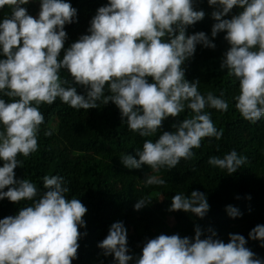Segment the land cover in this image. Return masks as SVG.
<instances>
[{
	"label": "clouds",
	"instance_id": "obj_1",
	"mask_svg": "<svg viewBox=\"0 0 264 264\" xmlns=\"http://www.w3.org/2000/svg\"><path fill=\"white\" fill-rule=\"evenodd\" d=\"M30 0H0V10H11L0 20V200L18 204L15 215L0 219V264H72L78 258L80 228L88 211L78 198H68V181L61 175H45L44 191L29 179H17L14 169L22 165L19 155L28 157L39 148L38 133L45 121L42 104L57 98L74 109L98 107V102H114L129 128L142 137L162 130L169 116H189L174 124L175 131H162L158 139H146L136 155L120 156L129 169L148 165L159 171L176 167L181 159H191L206 137L223 136L206 108L225 112L229 103L224 93L207 95L199 91V80L189 81L183 67L193 57L197 45L215 48L203 32L187 34V28L202 20L203 10L194 0H108L91 19L89 34L82 35L65 49V25L77 19L78 10L70 0H40L38 18L28 14ZM216 6L211 36L224 31L230 47L224 53L222 69L239 81L235 107L252 123L264 117V0H208ZM234 7L240 11L224 18ZM64 55L61 58V50ZM66 69L72 80L61 77ZM151 78V81L149 80ZM85 87V93L77 86ZM106 89L110 94H105ZM54 129H47L51 136ZM233 149L222 158L210 156L208 163L235 173L246 162ZM146 184L163 185L165 180L147 176ZM7 188V190H5ZM250 199V196H249ZM150 198H140L139 210ZM171 211L183 210L203 218L210 210L206 193L172 197ZM235 218L242 215L228 205ZM201 239L179 234H160L148 240L135 264H264L249 247L245 236L230 233L229 242L214 238L215 231ZM252 240L264 247V224L249 232ZM98 247L104 255H114L117 264H129L127 229L114 222Z\"/></svg>",
	"mask_w": 264,
	"mask_h": 264
},
{
	"label": "trees",
	"instance_id": "obj_2",
	"mask_svg": "<svg viewBox=\"0 0 264 264\" xmlns=\"http://www.w3.org/2000/svg\"><path fill=\"white\" fill-rule=\"evenodd\" d=\"M70 3L78 12L77 19L65 25V49L82 35L89 34L91 19L108 0H70ZM22 7L27 8L29 15L38 18L40 0H30ZM194 7L203 10L205 16L188 26L187 34L203 31L216 47L197 45L194 56L183 65L185 77L189 81L199 80L198 88L204 95L213 92L219 96L223 92L229 109L225 112L205 109L211 113L217 129H223V136L219 140L204 138L201 147L193 149L195 155L191 159L182 158L176 167H163L156 171L148 165L129 169L120 158L127 153L135 156V150L142 149L146 139L155 141L162 131H175L173 125L187 118L191 112L189 109L178 118H166L162 130L154 135L142 137L129 128L112 101L107 104L98 102V107L88 110L74 109L59 98L51 105L45 103L40 106L45 121L38 133L39 148L28 157L19 155L22 165L14 171L17 179L31 180L41 192L45 190V175H61L68 181L70 189L65 195L80 199L87 207L83 217L86 226L79 229L86 235L78 241V258L72 264H117L114 255L106 256L98 247V242L106 238L110 226L117 221L123 222L127 229L128 254L133 256L129 264H135L148 240L160 234H179L182 238L194 239L197 227L202 230L201 239L211 235V229L216 233L214 238L225 243L229 242L230 233L241 234L248 240L246 246L264 259L261 242L249 237L252 228L264 224V117L252 123L236 109L234 97L239 94V81L230 76L226 68H221L224 53L230 47L224 38L226 33L221 31L216 37L211 36L212 27L217 23L212 16L216 6L209 5L208 0H194ZM239 11V7H234L224 18L230 19ZM10 14L11 10L5 6L0 10V20ZM60 55L62 58L64 49ZM61 77L72 80L66 69L61 70ZM76 86L78 93H85L84 86ZM105 94H110L107 89ZM2 98L11 99L7 96ZM50 128L54 129L53 134L45 136L44 132ZM233 149L247 157L237 172L230 174L226 169L208 163L210 156L222 158ZM152 175L166 183L146 184V177ZM193 190L207 195L210 210L203 218L183 210H170L173 196L177 193L190 195ZM140 198H150L151 202L137 210L134 205ZM30 203L21 201L16 204L7 198L0 200V219L15 215L19 208ZM228 205L238 208L242 215L229 216L226 211Z\"/></svg>",
	"mask_w": 264,
	"mask_h": 264
},
{
	"label": "bare ground",
	"instance_id": "obj_3",
	"mask_svg": "<svg viewBox=\"0 0 264 264\" xmlns=\"http://www.w3.org/2000/svg\"><path fill=\"white\" fill-rule=\"evenodd\" d=\"M47 113V112H46Z\"/></svg>",
	"mask_w": 264,
	"mask_h": 264
}]
</instances>
